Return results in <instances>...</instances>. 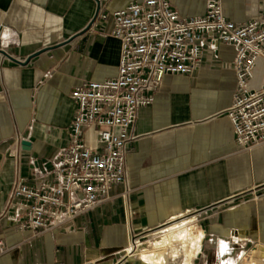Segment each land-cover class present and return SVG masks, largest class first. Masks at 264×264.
Segmentation results:
<instances>
[{
	"label": "crops",
	"instance_id": "1",
	"mask_svg": "<svg viewBox=\"0 0 264 264\" xmlns=\"http://www.w3.org/2000/svg\"><path fill=\"white\" fill-rule=\"evenodd\" d=\"M100 1L0 0V264H158L148 258L153 239L177 219H189L201 244L193 255L157 250L163 263L221 264L224 240L228 261L256 248L252 264H264V143L246 149L235 140L228 109L238 79L222 45L206 47L195 72L166 75L154 101L139 109L127 179L109 201L53 230L20 226L11 195L22 177H52L70 143L72 90L118 74L122 41L112 34L113 12L139 0H104L109 16L89 26ZM171 1L184 15L208 7V0ZM223 3L239 23L264 16V0ZM43 49L27 64L12 58L25 61ZM260 71L263 58L254 86L264 85ZM85 135L97 147V128ZM135 239L150 247L136 249Z\"/></svg>",
	"mask_w": 264,
	"mask_h": 264
},
{
	"label": "built area",
	"instance_id": "2",
	"mask_svg": "<svg viewBox=\"0 0 264 264\" xmlns=\"http://www.w3.org/2000/svg\"><path fill=\"white\" fill-rule=\"evenodd\" d=\"M98 7L91 26L109 16L106 1ZM113 17L112 34L122 41L118 74L84 81L72 90L77 110L70 143L56 159L52 177L35 183L22 177L11 195L9 206L20 214L22 228L53 230L109 201L113 187L127 179L139 109L154 101L166 75L198 70L206 47L222 45L233 59L238 84L228 114L236 142L246 149L264 143V85H252L258 60L264 59V16L239 23L225 14L223 0H208L203 15L181 14L171 0H139L114 11ZM92 126L97 147L85 135ZM133 243L138 246L137 239ZM227 254L221 264L228 262Z\"/></svg>",
	"mask_w": 264,
	"mask_h": 264
},
{
	"label": "bare ground",
	"instance_id": "3",
	"mask_svg": "<svg viewBox=\"0 0 264 264\" xmlns=\"http://www.w3.org/2000/svg\"><path fill=\"white\" fill-rule=\"evenodd\" d=\"M189 219H182L179 220L175 223H170L167 226L164 227V231L165 234L166 233H171L172 235L168 236V240L169 241H174L175 244H173L171 247L173 249L174 252H179V248H178V241L182 244V246L184 247V251L188 254V255H193L197 252V250L200 247L201 244V237H200V232H197L193 226H187ZM177 242V243H176ZM155 249H153L152 251H154ZM149 257L150 259H152V257H154L155 259H157L156 261H158V263L160 264H164L159 258H158V253L155 252H150L149 253ZM154 254V256H153ZM259 254H261V252L259 250H256V252L254 253V255L252 256H259Z\"/></svg>",
	"mask_w": 264,
	"mask_h": 264
},
{
	"label": "rangeland",
	"instance_id": "4",
	"mask_svg": "<svg viewBox=\"0 0 264 264\" xmlns=\"http://www.w3.org/2000/svg\"><path fill=\"white\" fill-rule=\"evenodd\" d=\"M259 75L261 76L260 78H264V71H260L259 72ZM179 220H182V219H177V221ZM177 221H173L172 223H175ZM171 223V224H172ZM171 236L172 234L171 233H166V234H161V236H157V237H154L153 241L156 240V242L152 243L151 247L152 249H155L154 251H150V252H157V250H160V251H163V252H166V251H169L171 255H174L175 254H179L181 251L182 253H184V247L182 246V244L178 241L177 245H178V250L179 252H174L173 249H172V245L175 244L174 241H169L167 238L168 236ZM138 242V246L136 247L137 248H140V250L144 249V248H147V247H150V246H146V244L142 245L141 242L137 241ZM151 243V242H150ZM154 244V245H153ZM153 254V256H154ZM254 255V253L252 252L251 255H248L245 257L244 254L240 255L239 257L231 260V261H228V264H252L255 260H256V256H252ZM228 257V256H226ZM225 259V257L223 258ZM152 261H156L157 259H155L154 257H152L151 259ZM161 260V259H160ZM165 263L164 264H172V261H173V258L171 259H165ZM171 261V262H170ZM182 261H183V264L184 262L186 261H189L188 258H182ZM156 263H158V261H156ZM160 264V263H158Z\"/></svg>",
	"mask_w": 264,
	"mask_h": 264
},
{
	"label": "water",
	"instance_id": "5",
	"mask_svg": "<svg viewBox=\"0 0 264 264\" xmlns=\"http://www.w3.org/2000/svg\"><path fill=\"white\" fill-rule=\"evenodd\" d=\"M90 24H91V23H90ZM89 26H91V25H89ZM89 26H88V27H89ZM88 27H87V28H88ZM44 50H45V49H43V50H41V51H38V52L34 53L33 55L29 56L25 61H21V60L15 58V57H12V56H11L8 52H6L5 50H2V52H4V53L10 55L15 61H17V62H19V63L27 64V63L30 62V60H31L34 56H36V55L42 53Z\"/></svg>",
	"mask_w": 264,
	"mask_h": 264
},
{
	"label": "clouds",
	"instance_id": "6",
	"mask_svg": "<svg viewBox=\"0 0 264 264\" xmlns=\"http://www.w3.org/2000/svg\"><path fill=\"white\" fill-rule=\"evenodd\" d=\"M228 249H229V244L226 241L221 240L219 242V251H220V253L221 254L226 253L228 251ZM224 264H228V262L225 261Z\"/></svg>",
	"mask_w": 264,
	"mask_h": 264
}]
</instances>
